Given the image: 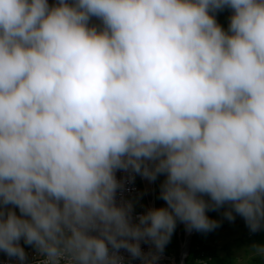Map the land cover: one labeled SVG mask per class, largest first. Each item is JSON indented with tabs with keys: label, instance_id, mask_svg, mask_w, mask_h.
<instances>
[{
	"label": "clouds",
	"instance_id": "clouds-1",
	"mask_svg": "<svg viewBox=\"0 0 264 264\" xmlns=\"http://www.w3.org/2000/svg\"><path fill=\"white\" fill-rule=\"evenodd\" d=\"M117 170L164 205L134 220ZM223 205L264 230V0H0V251L158 264Z\"/></svg>",
	"mask_w": 264,
	"mask_h": 264
},
{
	"label": "trees",
	"instance_id": "trees-1",
	"mask_svg": "<svg viewBox=\"0 0 264 264\" xmlns=\"http://www.w3.org/2000/svg\"><path fill=\"white\" fill-rule=\"evenodd\" d=\"M49 3H53V0H49ZM230 13L231 10L225 8L223 10L217 11L215 14L217 22L225 29L227 28V21ZM164 203L165 202L160 198L158 201L156 200V206L164 205ZM226 207L228 206L223 205L219 210H209L207 212V215L209 217L214 218L218 221L219 226L208 232L196 231V233L192 236L191 239V247L189 254L186 258V264H199L200 260L204 261V263L200 264H240L236 255V247L239 246L241 243H245L249 248L245 249L244 251L250 252L253 243L258 242L262 238H264V230L257 231L256 233L250 232V230L246 226L244 219L240 216L241 220H243L240 228L241 237L233 244L224 241H218V238L220 237V235L218 234L219 231L224 230L227 227H236L234 225L230 226L231 221L224 217L223 212ZM175 239L176 240L173 244V247L176 254L175 261L176 263H178L179 241L176 235ZM21 244L23 246H28L24 245L22 241ZM166 247L167 246H165L164 251ZM0 255L5 254L0 251ZM247 263L258 264V258L251 256L247 259Z\"/></svg>",
	"mask_w": 264,
	"mask_h": 264
},
{
	"label": "built area",
	"instance_id": "built-area-1",
	"mask_svg": "<svg viewBox=\"0 0 264 264\" xmlns=\"http://www.w3.org/2000/svg\"><path fill=\"white\" fill-rule=\"evenodd\" d=\"M92 23H99V21L93 17L90 21ZM133 179L131 181L128 180V173L122 172L120 170H117L116 176L117 179H123L124 180V187L122 190H118L116 193V200L117 202H120L122 200H130L133 202V219L135 220L136 215L138 213L143 212L147 207H154L155 206V191H154V185L153 181H148L146 178H140L136 176L135 173L132 174ZM140 180V182L138 181ZM142 186L143 189L139 188L138 185ZM141 191L144 194V198H142L141 201ZM138 198V200L136 199ZM136 203V204H135ZM23 246V245H22ZM141 249L144 251H147L149 248V244H145L143 241H141ZM25 248V251L27 253L28 260L30 262H33L36 259L35 256V250L31 246H23ZM121 254L125 256V264H128V257L125 250L121 249ZM172 257L169 255H166L165 251H163V254L161 258L158 261V264H167L168 260H171L173 262ZM200 263H204V261L200 260ZM0 264H17V261L14 258H9L6 255H0ZM131 264H140L139 259H133L131 260Z\"/></svg>",
	"mask_w": 264,
	"mask_h": 264
},
{
	"label": "rangeland",
	"instance_id": "rangeland-1",
	"mask_svg": "<svg viewBox=\"0 0 264 264\" xmlns=\"http://www.w3.org/2000/svg\"><path fill=\"white\" fill-rule=\"evenodd\" d=\"M162 180V176H158L157 179L154 181V190L155 192V201L159 200V184L160 181ZM136 204V203H135ZM15 210V209H14ZM18 211V210H17ZM242 221L241 217L236 214L234 212V219L231 221L230 226L234 225L236 227H227L224 230L219 231V235L220 237L218 238V241H224V242H228L230 244L235 243L240 237H241V225H242ZM178 224V223H177ZM175 227V230L170 238V241L167 243V247L165 249V253H167V255H169L170 257L174 258L176 257L175 251H174V247L173 244L175 243V235L178 238L179 241V250H178V255H179V251H180V243L183 239V235H184V230L182 229V227H180V231H178V227ZM236 255L238 257V261L240 264H248L247 263V259L249 257H251L250 252H245L244 250L249 248L245 243H241L239 246L236 247ZM167 264H173V262L171 260L167 261Z\"/></svg>",
	"mask_w": 264,
	"mask_h": 264
},
{
	"label": "water",
	"instance_id": "water-1",
	"mask_svg": "<svg viewBox=\"0 0 264 264\" xmlns=\"http://www.w3.org/2000/svg\"><path fill=\"white\" fill-rule=\"evenodd\" d=\"M178 231H180V227L184 230L183 239L180 243V251L178 255V263H176L175 259H173V264H186V258L189 254L191 247V239L192 236L196 233L195 230L188 232L185 230V227L181 225V222L178 221L177 224Z\"/></svg>",
	"mask_w": 264,
	"mask_h": 264
},
{
	"label": "bare ground",
	"instance_id": "bare-ground-1",
	"mask_svg": "<svg viewBox=\"0 0 264 264\" xmlns=\"http://www.w3.org/2000/svg\"><path fill=\"white\" fill-rule=\"evenodd\" d=\"M136 176H138V177H140V178H144V177H142V176H140V175H138V174H136ZM138 181L140 182V180L138 179ZM138 185V184H137ZM153 185H154V181H153ZM138 187L141 189H143V187L142 186H140V185H138ZM155 191V190H154ZM156 192V191H155ZM141 194H142V197H141V201H142V198H144V194H143V192L141 191ZM137 200H138V198H136ZM139 201V200H138ZM155 206H156V201H155ZM181 225L182 226H184V224L183 223H181ZM185 227V226H184Z\"/></svg>",
	"mask_w": 264,
	"mask_h": 264
}]
</instances>
